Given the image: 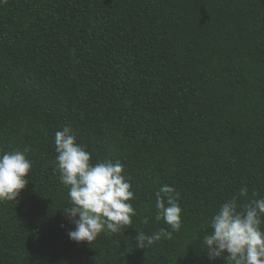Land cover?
I'll return each instance as SVG.
<instances>
[{"label": "trees", "instance_id": "trees-1", "mask_svg": "<svg viewBox=\"0 0 264 264\" xmlns=\"http://www.w3.org/2000/svg\"><path fill=\"white\" fill-rule=\"evenodd\" d=\"M64 126L135 192L132 225L90 245L59 210ZM25 148L31 182L0 203V264H225L200 250L207 220L241 186L264 195V0H6L0 150ZM163 184L181 193V229L139 248L136 231L168 227Z\"/></svg>", "mask_w": 264, "mask_h": 264}, {"label": "clouds", "instance_id": "clouds-1", "mask_svg": "<svg viewBox=\"0 0 264 264\" xmlns=\"http://www.w3.org/2000/svg\"><path fill=\"white\" fill-rule=\"evenodd\" d=\"M6 0H0V4ZM54 171L61 185L67 189L62 209L73 225L67 233L77 244L90 245L101 234H119L132 225L137 215L132 203L135 192L124 174L120 161L97 158L85 145L76 141L70 126L54 135ZM27 148L0 150V203H17V197L31 182L33 162ZM155 221L167 228L156 233L136 231V246L146 248L161 238L172 239L182 226L181 193L175 186L163 184L154 192ZM147 223V221H144ZM210 230V231H209ZM200 250L211 260L222 259L225 264H264V195L241 186L238 196L221 203L207 220V228L200 240Z\"/></svg>", "mask_w": 264, "mask_h": 264}]
</instances>
